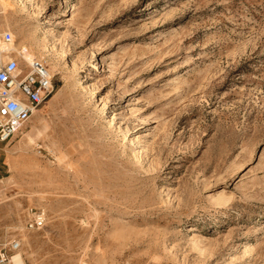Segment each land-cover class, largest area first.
I'll return each instance as SVG.
<instances>
[{
  "label": "rangeland",
  "instance_id": "374dc122",
  "mask_svg": "<svg viewBox=\"0 0 264 264\" xmlns=\"http://www.w3.org/2000/svg\"><path fill=\"white\" fill-rule=\"evenodd\" d=\"M0 25L54 75L0 143V242L25 264H264V0H0Z\"/></svg>",
  "mask_w": 264,
  "mask_h": 264
},
{
  "label": "built area",
  "instance_id": "2783aa9c",
  "mask_svg": "<svg viewBox=\"0 0 264 264\" xmlns=\"http://www.w3.org/2000/svg\"><path fill=\"white\" fill-rule=\"evenodd\" d=\"M17 48L12 32L0 27V143L25 128L54 91L47 61L26 56ZM45 219L43 211L34 212L27 226L38 229ZM0 264H25L19 240L0 242Z\"/></svg>",
  "mask_w": 264,
  "mask_h": 264
},
{
  "label": "bare ground",
  "instance_id": "6f19581e",
  "mask_svg": "<svg viewBox=\"0 0 264 264\" xmlns=\"http://www.w3.org/2000/svg\"><path fill=\"white\" fill-rule=\"evenodd\" d=\"M64 14V13H63ZM1 26V25H0ZM6 26V25H5ZM5 26H1V28H6V29H8V30H10L8 27H5ZM11 31V30H10ZM17 50H19V49H17ZM24 51V50H23ZM24 53H25V55L26 56H29V57H36V58H39V57H37V56H35V55H33V54H30L29 52H27V51H24ZM44 60V59H43ZM51 70V69H50ZM52 72V71H51ZM36 113V112H35ZM24 129V128H23ZM23 129H21L20 131H19V133H21V131L23 130ZM18 133V134H19Z\"/></svg>",
  "mask_w": 264,
  "mask_h": 264
}]
</instances>
